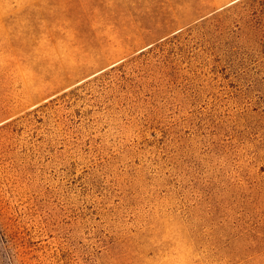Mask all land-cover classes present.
Masks as SVG:
<instances>
[{"label": "rangeland", "instance_id": "1", "mask_svg": "<svg viewBox=\"0 0 264 264\" xmlns=\"http://www.w3.org/2000/svg\"><path fill=\"white\" fill-rule=\"evenodd\" d=\"M0 264H264V0H0Z\"/></svg>", "mask_w": 264, "mask_h": 264}]
</instances>
